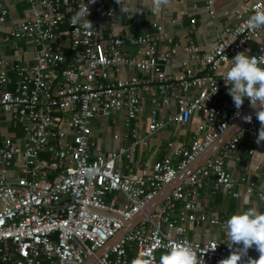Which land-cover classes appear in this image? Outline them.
Returning a JSON list of instances; mask_svg holds the SVG:
<instances>
[{
	"label": "built area",
	"instance_id": "1",
	"mask_svg": "<svg viewBox=\"0 0 264 264\" xmlns=\"http://www.w3.org/2000/svg\"><path fill=\"white\" fill-rule=\"evenodd\" d=\"M26 2L32 17L13 26L5 40L31 41L34 62L24 65L0 58V114L9 116L22 130L20 140L0 138V264H132V251L135 259L159 264L161 254L176 243L191 245L204 264L227 258L232 251L228 245L216 239L191 241L184 224L208 222L225 227L226 220L199 213L198 198L206 185L232 190L225 161L244 137L256 139L260 128L256 116L138 225L117 236L124 222L238 118L233 101L223 109L213 101L226 86L221 67L230 66L236 53L247 54L249 46L255 45L249 56L264 54V27L246 28L250 15L264 11V0H241L235 24L224 27L214 45L203 51L194 44L193 29L181 45L168 37L160 22L165 12L153 11L152 32L133 40V54L127 52L123 39L106 33L100 24H92L90 30L70 24L83 3L88 5L86 0ZM205 9L213 17L214 0H205ZM8 15L7 5L0 0V25ZM162 44L164 48L159 49ZM179 47L184 54L181 71L168 76L164 67L173 62ZM122 68L135 73L128 78L112 77ZM214 83L217 91L212 94ZM146 88L153 89L152 109L142 132L138 121ZM174 100L175 113L166 120L157 118V108ZM249 107L245 99L240 114ZM120 110L125 112L129 146L104 152L91 138V122ZM198 112L203 121L190 145L171 147L162 159L141 167L135 175L122 173V159L131 158L150 135L167 124L187 125ZM14 163L19 165L18 173L10 178ZM253 189L250 186L248 191ZM256 195L264 207V192ZM107 244L108 249L97 255ZM258 256L249 249L240 264Z\"/></svg>",
	"mask_w": 264,
	"mask_h": 264
},
{
	"label": "crops",
	"instance_id": "2",
	"mask_svg": "<svg viewBox=\"0 0 264 264\" xmlns=\"http://www.w3.org/2000/svg\"><path fill=\"white\" fill-rule=\"evenodd\" d=\"M8 7L9 15L6 22L0 25V58L20 62L24 65H31L34 62L35 51L29 40L9 38L5 40L8 32L16 24L32 17L33 13L26 0H4ZM88 3V0H86ZM90 15L88 20L92 24H100L105 28L106 33H113L123 39L125 49L129 54L135 51L133 40L139 35L152 32L151 22L153 11L165 12L160 22L168 37L182 44L184 35L193 29L192 38L194 44L203 50L211 48L222 29L232 26L236 22L235 12L243 7L241 0H214V16L211 17L205 9V0H171L168 5L157 9L153 6L152 0H96L89 4ZM125 9L121 14L116 12ZM108 12L114 13L107 16ZM191 20H195L191 23ZM65 28V27H63ZM164 44L159 49L164 48ZM255 50V45L249 46L250 55ZM184 57L181 47L174 56L173 62L164 67L168 76H174L181 71L180 61ZM230 66L223 65L221 74L225 73ZM134 70L122 68L114 71V78H128ZM13 77V76H12ZM152 88H146L142 92L144 111L141 114L138 124L141 131L145 132V124L151 113L150 98ZM228 95L227 87H223L220 94L214 98V105L223 109L225 105L232 102ZM176 111V102L172 101L168 106L157 108V118L166 120ZM125 112L123 110L112 113L108 117H95L91 122V138L96 146L104 151L111 152L119 146H129L130 136L124 126ZM203 121V114L196 113L189 124L177 125L167 124L164 128L155 132L147 138L146 145L136 149L131 158H123L121 170L124 175H135L145 165H152L162 159L173 146L190 145L193 136L198 131L199 124ZM117 136V138H115ZM10 137L12 140L22 138V130L7 115L0 114V138ZM255 138L246 136L242 144L225 161L232 180L233 188L230 192L225 190H213L206 185L200 192L198 198L199 213L206 214L208 218L217 217L227 220L229 216L237 212L255 208L258 212L264 213L256 192H264V142L257 144ZM252 150L247 154L244 150ZM218 152V151H217ZM216 154V153H215ZM18 163H14L9 170L10 178L18 173ZM253 186V191L248 188ZM111 196H108V200ZM177 211L174 213V217ZM186 237L191 241L203 242L209 239L227 245L226 228L220 225H212L208 222L184 224ZM255 254V248H250Z\"/></svg>",
	"mask_w": 264,
	"mask_h": 264
},
{
	"label": "clouds",
	"instance_id": "3",
	"mask_svg": "<svg viewBox=\"0 0 264 264\" xmlns=\"http://www.w3.org/2000/svg\"><path fill=\"white\" fill-rule=\"evenodd\" d=\"M96 0H88L94 4ZM121 4V0H116ZM155 8L169 4V0H152ZM121 11H126L121 8ZM90 14L89 7L85 3L71 17L72 26L83 27L90 30L92 22L86 17ZM264 27V11H255L250 15L246 28L257 30ZM264 54L249 56L245 52H238L230 61V67L222 75L227 87L228 95L231 96L236 108L235 115L246 123H251V114H240V109L247 99L249 106L254 109L256 119L260 123L256 143L264 142ZM217 91L214 83L212 94ZM235 127V126H234ZM227 245L232 249L227 258L221 259L218 264H240L242 255H246L250 248H255L259 253L258 258H249L247 264H264V213L258 212L255 208L237 212L228 217L225 222ZM216 247L209 249L215 250ZM208 251V250H207ZM123 254V253H121ZM132 264H151L150 260L133 259ZM159 264H204L198 258L197 251L187 243H176L170 246L160 256Z\"/></svg>",
	"mask_w": 264,
	"mask_h": 264
},
{
	"label": "water",
	"instance_id": "4",
	"mask_svg": "<svg viewBox=\"0 0 264 264\" xmlns=\"http://www.w3.org/2000/svg\"><path fill=\"white\" fill-rule=\"evenodd\" d=\"M251 114L252 117L255 116V111L251 107L247 108L241 115ZM246 122L241 120L239 117L236 121L218 138L216 139L210 146H208L198 157L191 162L186 168L181 170L177 177L168 185H166L156 196L152 199L138 214H136L131 220L124 222L123 229L118 233V236H122L126 232L133 229L136 225H138L146 216H148L153 209L160 204L172 190L177 188L182 184V182L193 173L199 166H201L206 160L212 157L223 145L229 140L233 135H235ZM235 126V127H234ZM110 244V243H109ZM107 244L103 249L97 252V255H100L104 251H106L109 247ZM86 264H89L86 263Z\"/></svg>",
	"mask_w": 264,
	"mask_h": 264
},
{
	"label": "trees",
	"instance_id": "5",
	"mask_svg": "<svg viewBox=\"0 0 264 264\" xmlns=\"http://www.w3.org/2000/svg\"><path fill=\"white\" fill-rule=\"evenodd\" d=\"M129 259H130L131 262H132L133 259H135V252L134 251L129 253Z\"/></svg>",
	"mask_w": 264,
	"mask_h": 264
}]
</instances>
